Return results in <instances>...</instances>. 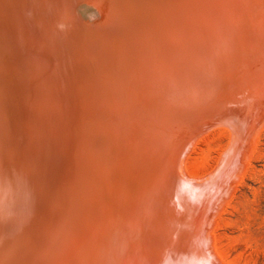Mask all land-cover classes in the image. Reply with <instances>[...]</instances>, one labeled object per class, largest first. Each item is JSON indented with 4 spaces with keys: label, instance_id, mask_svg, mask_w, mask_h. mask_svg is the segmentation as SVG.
Here are the masks:
<instances>
[{
    "label": "water",
    "instance_id": "1",
    "mask_svg": "<svg viewBox=\"0 0 264 264\" xmlns=\"http://www.w3.org/2000/svg\"><path fill=\"white\" fill-rule=\"evenodd\" d=\"M254 0H0V264L152 254L185 144Z\"/></svg>",
    "mask_w": 264,
    "mask_h": 264
},
{
    "label": "rangeland",
    "instance_id": "2",
    "mask_svg": "<svg viewBox=\"0 0 264 264\" xmlns=\"http://www.w3.org/2000/svg\"><path fill=\"white\" fill-rule=\"evenodd\" d=\"M238 43L185 144L152 254L132 264H264V0Z\"/></svg>",
    "mask_w": 264,
    "mask_h": 264
},
{
    "label": "bare ground",
    "instance_id": "3",
    "mask_svg": "<svg viewBox=\"0 0 264 264\" xmlns=\"http://www.w3.org/2000/svg\"><path fill=\"white\" fill-rule=\"evenodd\" d=\"M247 32V31H246ZM248 38V37H247ZM259 38V37H258ZM251 40V39H250ZM252 41V40H251ZM260 42V41H259ZM239 44V43H238ZM257 49V48H256ZM258 51V50H257ZM251 52V51H250ZM260 52V51H259ZM259 52H258V54H259ZM262 52V51H261ZM257 53V52H256ZM253 54V53H252ZM255 56V55H254ZM258 56V55H257ZM240 57V56H239ZM256 57V56H255ZM258 58H259V56H258ZM257 58V59H258ZM248 59V58H247ZM255 60V59H254ZM246 61V60H245ZM256 61V60H255ZM258 61V60H257ZM236 62V61H235ZM253 63H254V61H252ZM248 63H249V59H248ZM239 64V63H238ZM245 64V63H244ZM250 64V63H249ZM226 65V64H225ZM253 65V64H252ZM232 66V65H231ZM250 66V65H249ZM255 66H256V63H255ZM258 66V65H257ZM227 67H228V65H227ZM240 67V66H239ZM231 69V68H230ZM237 69V68H236ZM247 69H248V67H247ZM250 69V68H249ZM252 69V68H251ZM243 70V69H242ZM249 71V70H248ZM251 72H252V70H251ZM235 74V73H234ZM226 76V71L224 70V69H222V71H221V73H220V75L218 76V78H217V80L215 81V83H214V85L212 86V88H211V90H210V92L208 93V95H207V97L205 98V100H204V103L206 102V100H207V98H211V101H209V99H208V101L209 102H212V99H214V95L213 94H215L216 95V93H218L216 90H217V88L220 86L219 84H221L222 82H223V80H224V77ZM257 77V76H256ZM261 78V77H260ZM260 78H259V80H260ZM226 79V78H225ZM237 80V79H236ZM235 81V80H234ZM256 81V80H255ZM258 81V80H257ZM234 83V82H233ZM224 84V83H223ZM260 84V83H259ZM219 85V86H218ZM249 85V84H248ZM254 86V85H253ZM260 87V86H259ZM218 89H220V88H218ZM216 92V93H215ZM220 92V91H219ZM229 93V92H228ZM211 95H213V98L212 97H210ZM216 97H219V95H217ZM250 97H252V96H250ZM228 100V99H227ZM207 101V102H208ZM217 101V100H216ZM231 101V100H230ZM215 102V101H214ZM236 103V102H235ZM209 104V103H208ZM229 104V103H228ZM230 105V104H229ZM208 106V105H207ZM205 110V109H204ZM201 120V119H200ZM206 120V119H205ZM209 120V119H208ZM264 121V120H263ZM214 122V121H213ZM228 123V122H227ZM222 124V123H221ZM220 124V125H221ZM225 124V122L223 123V125ZM208 125V124H207ZM229 125V124H228ZM217 127V126H216ZM218 127H219V125H218ZM229 127V126H228ZM233 131V130H232ZM256 131H257V129H256ZM258 131H259V127H258ZM204 134V133H203ZM241 139V138H240ZM243 145V144H242ZM252 146V145H251ZM244 154V153H243ZM245 155V154H244ZM244 158V157H243ZM244 160V159H243ZM242 162V161H241ZM166 207V206H165ZM163 208H164V205H163ZM165 213V212H164ZM173 214V213H172ZM171 214V215H172ZM168 215V214H167ZM188 215V214H187ZM190 215H191V213H190ZM162 216V215H161ZM167 217V216H166ZM169 217V216H168ZM169 219H171V218H169ZM177 218L175 217V219H173V220H176ZM172 220V219H171ZM170 221V220H169ZM168 221V222H169ZM177 222V221H176ZM165 223V222H164ZM171 223V222H170ZM173 223H175V222H173ZM173 223H172V225H173ZM178 224H179V222H178ZM169 225V224H168ZM175 225H176V223H175ZM174 225V226H175ZM163 226V225H162ZM174 226H172L173 228H174ZM175 227H177V226H175ZM166 228V227H165ZM156 230V229H155ZM167 230V229H166ZM174 230V229H173ZM170 233H171V231H169ZM174 232V231H173ZM171 234H173V233H171ZM165 235H166V231H165ZM175 235V234H174ZM161 236V235H160ZM164 236V235H163ZM172 236V235H171ZM169 238V237H168ZM164 239H166V238H164ZM170 239V238H169ZM162 241H164V240H162ZM159 242H160V240H159ZM170 242V241H169ZM187 243V242H186ZM182 246V245H181ZM179 249V248H178ZM172 250V249H171ZM159 252V251H158ZM158 257V256H157Z\"/></svg>",
    "mask_w": 264,
    "mask_h": 264
}]
</instances>
